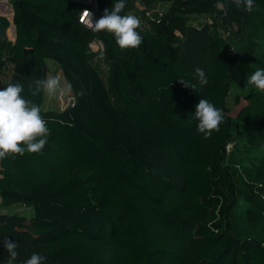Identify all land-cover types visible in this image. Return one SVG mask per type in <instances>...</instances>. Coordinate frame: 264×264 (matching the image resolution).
<instances>
[{
	"label": "trees",
	"instance_id": "trees-1",
	"mask_svg": "<svg viewBox=\"0 0 264 264\" xmlns=\"http://www.w3.org/2000/svg\"><path fill=\"white\" fill-rule=\"evenodd\" d=\"M10 2L16 39L0 16V78L6 52L13 72L0 89L21 83L50 135L41 152L0 160L1 205L33 208L30 217L0 212V264L10 259L6 238L17 244L12 264L33 253L42 264H264V92L253 86L235 118L227 104L232 83L264 67V0L251 13L232 0H142L162 15L140 20L143 42L126 50L79 21L89 4ZM96 2L99 19L117 0ZM124 2L121 15L130 14L134 0ZM48 61L75 96L64 108L29 90L47 78ZM200 99L224 115L208 138L194 118ZM239 124L261 147L250 164L229 149Z\"/></svg>",
	"mask_w": 264,
	"mask_h": 264
},
{
	"label": "clouds",
	"instance_id": "clouds-1",
	"mask_svg": "<svg viewBox=\"0 0 264 264\" xmlns=\"http://www.w3.org/2000/svg\"><path fill=\"white\" fill-rule=\"evenodd\" d=\"M232 3L242 11L249 13L253 11L254 0H232ZM125 7L124 0H117L111 10L106 8L103 15L95 22H93V14L84 9L81 23H86L94 33H111L121 50L137 49L143 42L142 36L137 31L141 21L133 14L121 15ZM91 47L95 49L97 45L93 43ZM195 71L200 83L207 84L204 71L200 68ZM248 83L264 92V69H257L248 78ZM29 90L32 95H37L43 90L49 96H55L63 91L58 75L35 81V87L29 85ZM23 91V85L18 82L9 83L0 89V160L9 156H23L26 152L39 153L47 144V137L50 135L47 122L41 115L40 107L22 96ZM78 94L82 96L83 90ZM194 118L198 121L197 131L205 138L210 137L213 131H219L220 124L224 122L222 110L216 108L207 99L199 100L195 106ZM3 246L9 253V264H12L18 255L17 244L6 238L3 240ZM44 260L45 257L33 253L25 264H42Z\"/></svg>",
	"mask_w": 264,
	"mask_h": 264
},
{
	"label": "rangeland",
	"instance_id": "rangeland-1",
	"mask_svg": "<svg viewBox=\"0 0 264 264\" xmlns=\"http://www.w3.org/2000/svg\"><path fill=\"white\" fill-rule=\"evenodd\" d=\"M2 2V4L0 5V14L4 13L5 15H7L8 17H10V19H12V5L10 0H0ZM7 1V2H6ZM91 1V0H90ZM90 7H95L92 4H89ZM158 5V4H157ZM155 6V10L158 6ZM150 11V9H146L142 0H134V8L133 10L130 11V14L136 15L137 17H139L140 20H144V18L146 19V17L148 18V15L146 16V11ZM153 11L150 13L152 18H155L157 16V11H154V9H152ZM156 12V13H155ZM208 17V21L207 24H212L213 22V18L211 17V14L207 15ZM201 20V18H200ZM199 18L196 19V22H192L193 27L200 30L202 28V23L204 21H201L202 23H198ZM211 26V25H210ZM11 27V26H10ZM10 27H8L7 29V33H6V38L8 40V42H13L14 41V34L12 35L11 33H9V29ZM8 56V61L10 63L13 62L11 55H9V52H6V57ZM48 65L46 67V77H51L53 75H61V70L57 67V65H55V63L53 61H48L47 62ZM54 64V65H52ZM106 66L104 65V63H102V69H105ZM264 69V67H263ZM60 81H61V86L63 91L62 92H58L55 96H49L46 92H45V98H44V106H51V107H57V108H61L60 106L63 105V103H65L68 99V95L70 94V90L65 82L64 77H60ZM253 86L249 84L248 82L244 85V86H238L235 83H232L231 85V89H230V93L227 99V104L228 107L230 109V115L233 116L234 118L237 116L239 110L241 109L242 106H244L245 104H247L248 100H247V95H249L252 91H253ZM237 96H239V103H237L236 99ZM59 98L61 100V104L59 101ZM230 152L232 154L235 155L236 159L238 160L239 163L241 164H250V162L256 158L259 157L261 154V147L257 146L255 144H253L251 141H249L248 137H247V131L245 129V127H243L241 124L237 125L236 129H235V133H234V140L231 142L230 144ZM0 212H19L21 214V216L23 217H30L33 214V208L32 207H26L22 204H15L11 207H5L2 206L0 203ZM4 250V249H2ZM0 250V252L2 251ZM24 258V257H23ZM25 260V259H24ZM9 264V263H7Z\"/></svg>",
	"mask_w": 264,
	"mask_h": 264
},
{
	"label": "built area",
	"instance_id": "built-area-1",
	"mask_svg": "<svg viewBox=\"0 0 264 264\" xmlns=\"http://www.w3.org/2000/svg\"><path fill=\"white\" fill-rule=\"evenodd\" d=\"M84 9L89 10L93 14L92 18H93V22H95L97 20V12L95 10V7H86ZM82 11H81V13L79 15V21L80 22H81ZM156 11L158 13V17H160L162 15V10L159 9V8H157ZM150 13H151V11H148L147 10L146 11V16L148 15V17H151ZM204 20H206L205 17H204ZM82 24L85 25L86 27H88L86 23H82ZM229 34H230V31H226L224 33V37L227 38L229 36ZM93 43H95L97 45V47L95 48V50L98 51L97 56L94 58V61L95 62H99L104 57L103 44L101 42L96 41V40H94ZM12 72H13V63H10L8 60H6V68L4 69V72L1 75L0 84L3 83L5 81L6 76L8 74H11ZM45 72H46V69H45ZM61 73H62V70H61ZM58 76L59 77H62L63 75L61 76V75L58 74ZM59 101H60V104H61L60 98H59ZM74 101H75V96H74L73 92L70 90V94L68 95L67 101L65 103H63V105H61L60 107L61 108H64V107H66V106L74 103Z\"/></svg>",
	"mask_w": 264,
	"mask_h": 264
},
{
	"label": "crops",
	"instance_id": "crops-1",
	"mask_svg": "<svg viewBox=\"0 0 264 264\" xmlns=\"http://www.w3.org/2000/svg\"><path fill=\"white\" fill-rule=\"evenodd\" d=\"M7 2V1H6ZM2 4V2L0 1V5ZM12 5V4H11ZM12 14H14V11H13V7H12ZM10 21V29H12L13 31L11 32L10 31V29H9V33H11L12 35L14 34V38L16 39V26H15V24H14V19H13V21L10 19L9 20ZM15 39H14V41H15ZM54 62V61H53ZM55 63V65H57V67L60 69V67H59V65H58V63H56V62H54ZM48 64V63H47ZM52 65H54V64H52ZM61 70V69H60ZM12 74V73H11ZM11 74H8L7 76H6V78H5V81L8 79V77L11 75Z\"/></svg>",
	"mask_w": 264,
	"mask_h": 264
},
{
	"label": "water",
	"instance_id": "water-1",
	"mask_svg": "<svg viewBox=\"0 0 264 264\" xmlns=\"http://www.w3.org/2000/svg\"><path fill=\"white\" fill-rule=\"evenodd\" d=\"M75 1L83 2L85 4H92L94 6L97 5L96 0H91V1L90 0H75ZM0 16H7V15H5L4 13H1ZM7 18L10 20V17L7 16ZM13 19H14V14H12V19L11 20L13 21Z\"/></svg>",
	"mask_w": 264,
	"mask_h": 264
}]
</instances>
